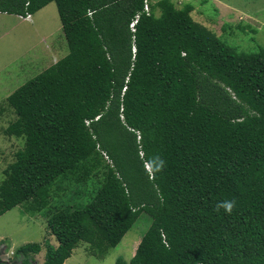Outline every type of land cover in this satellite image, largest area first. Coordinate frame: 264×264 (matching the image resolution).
I'll return each instance as SVG.
<instances>
[{
    "label": "trees",
    "instance_id": "trees-1",
    "mask_svg": "<svg viewBox=\"0 0 264 264\" xmlns=\"http://www.w3.org/2000/svg\"><path fill=\"white\" fill-rule=\"evenodd\" d=\"M49 2L68 53L5 98L15 118L4 131L23 146L4 170L0 215L41 211L59 179L103 180L89 203L48 216L56 245L25 243L0 264L42 250L41 264H64L79 243L102 258L141 214L149 226L115 264H264V51L224 44L236 55L226 62L190 2L159 0L146 15L143 0H0V13ZM224 200L231 213L216 210Z\"/></svg>",
    "mask_w": 264,
    "mask_h": 264
},
{
    "label": "rangeland",
    "instance_id": "rangeland-1",
    "mask_svg": "<svg viewBox=\"0 0 264 264\" xmlns=\"http://www.w3.org/2000/svg\"><path fill=\"white\" fill-rule=\"evenodd\" d=\"M188 2L194 8L192 19L217 36L215 52L226 62L236 55L225 45L236 52L264 51V0H184L177 7ZM59 23L53 2L32 14L31 21L14 14H0V182L4 170L14 159L15 151L23 146L21 139L4 131L15 118L5 98L50 65L54 44L62 45V51L68 53L64 33L57 29ZM46 47L52 51H47ZM104 160L109 163L105 156ZM102 180L101 176L93 175L81 182H74L71 177L59 179L53 183L48 205L41 211L31 213L24 206L17 205L0 215V259L12 262L14 249L25 243L48 241L56 245L47 227L48 216L58 208L89 203ZM149 223V217L141 214L120 242L102 258L92 255L87 243H79L64 264H115L117 257L128 262ZM43 259L44 250L33 256L32 264H41Z\"/></svg>",
    "mask_w": 264,
    "mask_h": 264
},
{
    "label": "crops",
    "instance_id": "crops-1",
    "mask_svg": "<svg viewBox=\"0 0 264 264\" xmlns=\"http://www.w3.org/2000/svg\"><path fill=\"white\" fill-rule=\"evenodd\" d=\"M154 1H159V0H154ZM154 1H152V0H148V3H149V7H150V5H155L157 2H154ZM172 1V3L175 5V7L176 8H178L177 6H179V5H177V4H182L183 3V1L184 0H171ZM51 2H49L48 4H46L44 7H46V6H48L49 4H50ZM54 3V2H53ZM44 7H42V8H44ZM55 8H56V6H55ZM193 10H194V8H193ZM192 10V11H193ZM56 12H57V9H56ZM0 14H5V13H0ZM35 14V13H34ZM159 14V10L156 8L155 9V15H158ZM32 16V15H31ZM57 16H58V12H57ZM59 17V16H58ZM27 21H31V20H27ZM57 29L58 30H62V25L59 23V25H57ZM62 33H63V31H62ZM54 51H52V50H50V49H48V47H46V50L47 51H49L50 50V52L52 51V60L50 61V65H52V64H54L58 59H60V58H62L65 54H66V52L67 51H65V52H63L62 50H63V46L62 45H60L59 47L56 45V44H54ZM59 50H61V52H59ZM43 57H44V55H42ZM40 59H41V61H43V58H41L40 57ZM49 65V66H50ZM48 66V67H49ZM47 68V67H46ZM45 68V69H46Z\"/></svg>",
    "mask_w": 264,
    "mask_h": 264
},
{
    "label": "built area",
    "instance_id": "built-area-1",
    "mask_svg": "<svg viewBox=\"0 0 264 264\" xmlns=\"http://www.w3.org/2000/svg\"><path fill=\"white\" fill-rule=\"evenodd\" d=\"M142 12L145 13L146 15H149L150 13V7H149V3H148V0H143V9H142ZM90 14V12H89ZM140 12H137L133 17L132 19L130 20V23H129V29L131 31V33H134L135 32V26L140 18ZM19 18L23 19V20H31V14L29 13H26L24 16H21L19 15L18 16ZM133 49V52L135 51V47L132 48ZM139 138V136H138ZM146 168H148V165L146 164Z\"/></svg>",
    "mask_w": 264,
    "mask_h": 264
},
{
    "label": "clouds",
    "instance_id": "clouds-1",
    "mask_svg": "<svg viewBox=\"0 0 264 264\" xmlns=\"http://www.w3.org/2000/svg\"><path fill=\"white\" fill-rule=\"evenodd\" d=\"M163 166H164V161L158 159V164L156 166L157 170L162 169ZM234 207H235V201L234 200H224V201L219 202L216 205V210L219 211V210L223 209L224 212L231 213L233 211Z\"/></svg>",
    "mask_w": 264,
    "mask_h": 264
},
{
    "label": "water",
    "instance_id": "water-1",
    "mask_svg": "<svg viewBox=\"0 0 264 264\" xmlns=\"http://www.w3.org/2000/svg\"><path fill=\"white\" fill-rule=\"evenodd\" d=\"M8 263V262H7Z\"/></svg>",
    "mask_w": 264,
    "mask_h": 264
}]
</instances>
